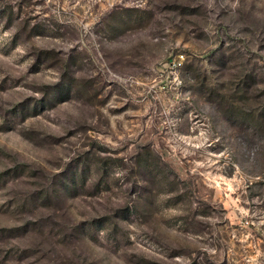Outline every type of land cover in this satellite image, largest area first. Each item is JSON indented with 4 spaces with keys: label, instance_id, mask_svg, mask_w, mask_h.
<instances>
[{
    "label": "rangeland",
    "instance_id": "1",
    "mask_svg": "<svg viewBox=\"0 0 264 264\" xmlns=\"http://www.w3.org/2000/svg\"><path fill=\"white\" fill-rule=\"evenodd\" d=\"M40 218L62 264H264V0H0V264Z\"/></svg>",
    "mask_w": 264,
    "mask_h": 264
},
{
    "label": "trees",
    "instance_id": "2",
    "mask_svg": "<svg viewBox=\"0 0 264 264\" xmlns=\"http://www.w3.org/2000/svg\"><path fill=\"white\" fill-rule=\"evenodd\" d=\"M51 199L52 197L45 196V197H42L41 200L45 204L48 202L52 203ZM45 221L47 222L46 218H45ZM42 222H43V218H40L38 219V221L35 222L38 224H32V222H28L22 225L23 227L22 238L25 237L24 239H27V238L32 237V238H37V240L40 239L42 241L43 240L46 241V244L41 243V241L40 243L37 244L38 248H40L42 244L44 245L43 250L39 249L36 252V257L38 258L39 262H41V259L46 258L47 262L49 263L62 264L61 261L63 258H61L59 261H58V258H60L61 253L67 250L68 243L72 241L71 234L68 231H66V229L64 228L60 231L58 235H54L52 234V231L49 229V227H45L42 224ZM22 240H20V242H22ZM72 243L74 242L72 241ZM6 257L1 256L0 263L5 262Z\"/></svg>",
    "mask_w": 264,
    "mask_h": 264
}]
</instances>
